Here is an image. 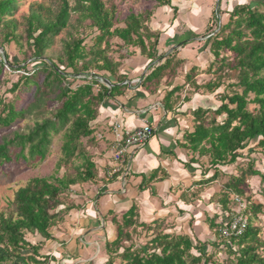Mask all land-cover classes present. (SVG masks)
Returning a JSON list of instances; mask_svg holds the SVG:
<instances>
[{
	"label": "trees",
	"instance_id": "1",
	"mask_svg": "<svg viewBox=\"0 0 264 264\" xmlns=\"http://www.w3.org/2000/svg\"><path fill=\"white\" fill-rule=\"evenodd\" d=\"M148 1L160 6L171 5L172 2ZM19 2L0 0V27L6 30V43L19 39L18 24L14 18ZM252 4L235 6L229 20L220 26V31L209 34L214 61L207 70L216 74L215 79L202 85L193 82L196 89L203 88L205 92L214 93L229 75L224 71L228 68L238 72L235 85L241 88V92L221 94V105L216 109L199 106L194 110L195 129L185 134V143L182 144L194 154L186 165L200 164L204 174L213 170V174L198 184L214 182L220 175L224 176L223 188L214 196L227 216L211 225L219 245L235 257L224 264H264V254L260 252L264 249V240L259 228L254 226V218H251V215L258 217L264 206L251 204L246 178L260 176L264 181V174L253 166L242 169L241 174L232 175L219 168L234 164L251 141H256V146L264 151V10L259 8L264 7V0ZM116 13V6H107L104 0H74V5L69 0H61L56 11L41 2L30 6V12L25 17V37L33 50L32 55L37 61L42 60L45 67L36 69L33 74L22 75L10 89L15 93L13 99H0V127H11L20 120L30 121L23 129L14 131L12 136L3 138L0 143V166L12 161V149L17 148H20L19 156L23 159L31 163L41 162L50 153L54 136L62 134L63 141L55 173L50 177L31 178L16 191L10 210L0 212V264L44 263V260L38 259L40 244L31 243L27 236L39 234L47 240L53 239L50 229L63 223L66 212L73 208L63 202V195L71 187L99 180L94 154L83 140L91 139L93 122L98 117L100 106L127 86L123 83L124 74L118 76L121 85L113 84L109 88L103 83V79L107 75H115L121 65L109 50L113 48V43L134 46L139 47L143 55L154 59L161 35L148 25L153 16L149 10L137 14L130 12L124 26L116 25ZM86 27L97 33L89 50L79 30ZM65 29L69 32L62 40L64 54L59 56L57 63L50 58L43 59L55 37ZM3 46L0 47L4 50ZM227 53L233 55L230 61H227ZM4 57L5 61L0 60V72L5 65L12 66L7 52ZM173 60L174 57H167L152 70L146 81L161 79L170 69L178 67L172 66ZM24 69L29 70L27 66ZM67 69L72 72H67ZM41 71L45 78L39 82L36 72ZM195 75L193 68L186 81H193ZM70 77L76 79L75 86L66 83ZM182 88L177 86L171 93ZM30 97H33L32 101ZM52 102H59L60 106L49 110ZM221 116L224 118L219 119ZM61 170L64 172L60 176ZM154 177H150L149 181ZM235 197L245 203L240 213L247 216L248 226L239 236L222 238L220 229L229 215L237 210L232 206H239ZM137 217V207L133 205L120 219L113 218L117 235L113 241L106 243L108 261L105 264H113L114 257L121 259L122 264L210 263L212 254L207 252V243L188 234L169 233L164 224L140 222ZM139 229L153 231V236L144 244L124 246L123 242L132 240V233H137Z\"/></svg>",
	"mask_w": 264,
	"mask_h": 264
},
{
	"label": "crops",
	"instance_id": "2",
	"mask_svg": "<svg viewBox=\"0 0 264 264\" xmlns=\"http://www.w3.org/2000/svg\"><path fill=\"white\" fill-rule=\"evenodd\" d=\"M226 15L229 20V14ZM156 19L150 27L152 31H161V35L154 59L135 47V55L127 54L128 58L121 60L119 71L113 76L107 75L111 83L121 85L118 76L124 74L123 83L127 86L100 106L93 122L94 133L88 147L99 170L98 182L78 186L85 194L83 206L71 209L63 223L50 229L53 239L47 240L39 234L28 239L40 244L38 259L44 260L41 264H105L108 261L106 243L117 235L113 218L120 219L133 205L137 207L140 222L164 224L169 233L188 234L207 244L214 240L211 225L227 216L214 196L221 192L225 179L221 185L217 184L218 179L198 184L213 174V170L205 175L200 164L186 165L194 154L182 147L185 134L195 129L192 112L204 106L203 94H211L203 88L196 89L193 83L202 85L211 80H203L210 75L206 69L214 59L211 44L208 37L200 38L194 28L177 33L166 27L169 20H162L166 24L163 28ZM178 40L188 42L180 46ZM167 57H174L173 61L181 59L182 63L173 62L172 66L178 67L170 69L164 77L146 81ZM193 68L196 75L193 81L187 82L186 76ZM177 86L183 88L171 93ZM146 122L154 130L149 141L132 150L125 172L110 175L115 165L114 124L133 131ZM229 167L219 168L228 173ZM152 176L154 179L149 181Z\"/></svg>",
	"mask_w": 264,
	"mask_h": 264
},
{
	"label": "rangeland",
	"instance_id": "3",
	"mask_svg": "<svg viewBox=\"0 0 264 264\" xmlns=\"http://www.w3.org/2000/svg\"><path fill=\"white\" fill-rule=\"evenodd\" d=\"M104 1L106 2L107 6H110L112 4L116 6L117 19L115 23L117 26H124L125 19L130 12H134L137 14L149 10L153 14L152 18L148 22L149 27L152 21H154L153 19H156V16H158L156 20L161 21L160 26L163 28H165L166 24H164L162 20H169V22H166L168 23L166 27L168 26L169 28L170 26L177 33L189 32L188 30H193L192 28H194L199 33L198 36L200 38L206 39L209 34L215 32L218 33L220 31V26H222L224 22L228 20L226 14H230L232 12L230 10L233 4L235 7L238 5L252 4L258 0H172L171 5L166 6H160L156 2L148 0ZM40 2L45 3L46 6H49L53 11H56L60 5L61 0H20L19 8L14 15V18L17 20V32L19 34V39L16 41L6 43V40L4 38L6 30L0 27V46L4 45V50H1L0 47V60H6L4 57V53L7 52L9 56L8 60L12 64V66L5 65L3 70L0 72V99H5L7 101L13 99L15 93L11 92L10 89L14 84L19 82L22 75H24L25 73L33 74V71H35L36 69L45 67V63L42 60L37 61V59L32 55L33 50L27 43L24 31L25 17L30 12V6L33 3ZM69 2L71 5H74V0H69ZM259 8L260 10H264L263 6H260ZM209 18L210 20L207 24ZM79 30L81 36L85 37L86 49L89 50L93 45V40L97 33L93 32V30L89 27H86L83 30ZM68 32L69 29H65L57 37H55L52 47L47 50L45 58L43 59L50 58L54 62H58L57 59L59 58V56H62L64 54L62 40L67 36ZM156 32H160L161 34V31L159 30H156ZM162 32L166 31H164L163 29ZM203 41L204 40H201L200 42ZM185 44L186 43H182L180 41L178 45L184 46ZM134 48V46H121L113 43V48L110 49L109 52L112 54L114 59H119L121 64L122 59L128 58L127 54L131 56L135 55L136 52L134 51ZM226 56L228 58L227 61H230L233 55L227 53ZM177 59L174 62L182 63L181 59H178V61ZM24 66H27L29 70L24 69ZM224 71L229 75L223 79V85L216 92L211 94H203V96L201 97V102L206 108L216 109L217 107H219L221 105V94H232L234 91L241 92V88L235 85L238 82V72L233 70L230 71L228 70V68H225ZM67 72H72V70L67 69ZM36 73L38 74L36 79L39 82H42L45 78V74L42 71L40 73ZM207 73L210 75L205 77L203 79L204 81L208 78H210L211 80L215 79L216 74L214 72H209L207 70ZM66 83H69L71 86H75L77 84L76 79L72 77L67 79ZM188 92L191 93L192 91L188 89ZM29 99L32 101L33 97H30ZM59 106V102H52L48 109L55 110ZM223 118L224 116L219 117V119ZM27 123H30V121L20 120L13 124L11 127H0V143L2 142L4 137L12 136L14 131L23 129L25 124ZM62 141V134L54 136L50 153L45 160L36 163H31L20 157V148L12 149V161L5 162L2 166H0V212L10 210V203L11 201H13L16 191L20 187L26 185V183L31 178L36 176L50 177L55 173L56 163L61 156L60 148L62 145ZM83 142L85 145H87V147L91 145L90 140L88 139H84ZM256 144V141H251L248 147L245 150L241 151V157L238 158V160L234 164L230 165L229 169L227 170L228 173L226 174H241L242 169L247 170L251 166H253L255 170H259L264 174V151L262 150V148L256 146ZM25 153H27V150L25 151ZM63 172L64 170H61L59 175L61 176ZM223 178L224 176L220 175L218 178L220 183L217 184L221 185V183L223 182ZM246 178L248 185L247 194L252 202L251 204H261L264 206V181H262V178L260 176H247ZM83 195H85L83 193V190L78 188V186H74L71 187V189L63 195L62 200L68 206H73V208L71 209L80 208L83 206L82 200H85ZM233 207L235 208L236 205L232 206V208ZM236 209H238V207H236ZM233 213H235V211ZM67 214L68 212H66V215ZM251 218H254V226L259 228L260 236L264 240V208L262 212L259 213L258 217H254V215H251ZM132 234V240L124 241V246H129L133 243L137 245L144 244L153 236V231L145 232L139 229L137 230V233L133 232ZM27 238L33 239V237L30 235H28ZM215 241L217 243H214ZM206 248L207 252L212 254V258L209 264H224L235 259V257L231 255L228 250L219 245V239H216L215 235L214 240L211 241L210 244L208 243ZM122 250L123 248H121L120 252ZM194 252L198 254L196 250H194ZM260 252L264 254V249H261ZM4 264L12 263L6 262ZM113 264H122V260L114 257ZM201 264L206 263L202 262Z\"/></svg>",
	"mask_w": 264,
	"mask_h": 264
},
{
	"label": "built area",
	"instance_id": "4",
	"mask_svg": "<svg viewBox=\"0 0 264 264\" xmlns=\"http://www.w3.org/2000/svg\"><path fill=\"white\" fill-rule=\"evenodd\" d=\"M113 128L116 136L115 143L113 144V160L115 165L110 170V175L119 172L122 174L125 172L132 150L136 147L145 145L154 131L153 127L148 122L133 131L124 130L123 126L119 123H115ZM235 200L239 203L238 209L235 210V213L232 212L229 215L225 225L220 229L222 238L239 236L248 226L247 216L240 213L245 203L238 197H235Z\"/></svg>",
	"mask_w": 264,
	"mask_h": 264
},
{
	"label": "water",
	"instance_id": "5",
	"mask_svg": "<svg viewBox=\"0 0 264 264\" xmlns=\"http://www.w3.org/2000/svg\"><path fill=\"white\" fill-rule=\"evenodd\" d=\"M1 50H3V48H1ZM103 83H105L109 88L113 86V83H111V81L107 78L103 79Z\"/></svg>",
	"mask_w": 264,
	"mask_h": 264
}]
</instances>
